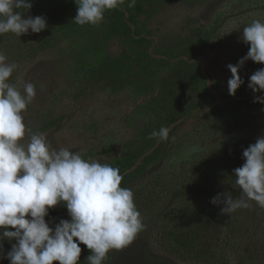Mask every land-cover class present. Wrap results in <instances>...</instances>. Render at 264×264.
Here are the masks:
<instances>
[{"label":"rangeland","instance_id":"obj_1","mask_svg":"<svg viewBox=\"0 0 264 264\" xmlns=\"http://www.w3.org/2000/svg\"><path fill=\"white\" fill-rule=\"evenodd\" d=\"M66 12L68 16L60 20L32 3L24 18L42 16L48 27L21 37L0 35V52L8 63L17 65L8 82L21 92L25 82L36 85L37 95L23 113L25 124L34 132L45 133L52 150L68 148L85 159L100 160L119 170L128 164L129 155L140 153L154 139L150 138L153 131L165 126V116L173 106L169 107L168 97H157L163 94V79L179 60L176 57L195 47L202 48L194 59L182 57L192 63L199 59L202 72L199 87L194 88L192 79V88L182 100L191 102L195 97L192 92L197 91L190 117L160 153L135 171L132 184L121 185L133 192L144 227L129 246L110 252L114 264H165L150 262L151 251L168 252L179 264H196L166 248L163 239L168 216L179 205L191 207L221 193H230L233 198L240 194L235 183L231 188L221 183L202 184L197 181L201 174L194 178L192 169L205 172L210 167L209 159L230 151V146L237 143L235 134L241 123H228L217 130L212 117L233 101L250 100L256 105L255 98L264 96V92L254 93L248 87L250 76L264 68V63H245L240 69L244 83L235 96L229 95L232 74L227 68L247 54L249 45L240 39L243 28L253 20L264 21V0H171L151 17L139 15L130 21L129 14H125L131 31L114 38L100 25L76 24L75 9ZM128 50L135 51L138 58L133 62V81L117 82L112 87L91 82L107 55H122ZM246 131L240 135L243 137ZM253 134L256 141L264 136V128H257ZM238 155L243 158L242 153ZM165 184L170 185V191ZM262 237L257 238L260 242H251L250 252L245 255L248 264H257L258 255L259 264H264V248H253L264 244V234ZM232 258L235 264L240 260Z\"/></svg>","mask_w":264,"mask_h":264},{"label":"clouds","instance_id":"obj_2","mask_svg":"<svg viewBox=\"0 0 264 264\" xmlns=\"http://www.w3.org/2000/svg\"><path fill=\"white\" fill-rule=\"evenodd\" d=\"M75 3L73 21L80 26H98L107 11L117 9L125 0ZM134 4L131 0L129 7ZM31 8V0H0V35L21 37L30 31H44L46 18H24ZM240 39L249 50L238 64L227 65L232 74L228 80L232 96L244 83L240 69L245 63H264V21L246 25ZM16 68L0 52V260L7 258L10 264H79L83 244L91 252L88 264H103L111 251L129 246L144 227L134 194L121 187L119 168L85 159L68 148L52 150L45 133L26 126L23 113L37 95L36 85L25 82L21 92L10 84ZM248 87L254 93L264 92V68L250 76ZM254 102L264 104V96H257ZM169 131L161 127L150 138L167 141ZM243 158V165L234 170L240 194L233 198L221 193L211 199L212 204L222 206L223 215L247 208L251 201L264 209V136L243 151ZM60 204L67 208L70 219H61L53 228L46 217ZM5 240L15 241L6 257Z\"/></svg>","mask_w":264,"mask_h":264},{"label":"trees","instance_id":"obj_3","mask_svg":"<svg viewBox=\"0 0 264 264\" xmlns=\"http://www.w3.org/2000/svg\"><path fill=\"white\" fill-rule=\"evenodd\" d=\"M169 1L171 0H135L134 6L129 7L131 0H125V3L117 9L107 11L104 16V21L99 25L107 28L110 33V38L121 36L125 32L128 33L131 31L125 20V14H129L130 21H134L139 15L151 17L160 11ZM31 3L42 7L45 12L54 14L60 20L64 19V16H68L66 11L69 8L77 11L78 7L75 0H32ZM202 51L201 47H195L193 50L185 51L180 57H176L179 60L173 64L172 70L163 79L164 91L157 99L160 100L159 98L166 96L171 102L169 107L173 106V109H170L165 116L166 124L164 127L169 126L182 117H190L191 109L195 106L197 91L194 90L192 92L195 97H193L191 102L187 103L182 100L187 97L188 89L192 88L190 85L192 79H195L194 88L199 87V78L202 72L199 68V59L192 63L182 57L187 55L190 59H194ZM135 53V51L128 50L122 55H107L96 73L97 76L91 82L103 83L111 87L117 84V82L122 84L130 83L133 81L132 78L135 77L133 62L138 60ZM253 104L250 100L248 102L233 101L224 105L221 111L212 117L213 126H216L217 130L233 122H240L241 126L235 134L237 143L230 146V151H223L219 157L209 159L207 164L210 167L205 172L198 173L196 167L195 170L192 169L194 178L198 174H201V178L197 181L202 184L221 183L227 186L226 188L234 187L236 179L234 170L241 167L245 162L238 154H243V151L249 145L256 142L254 141L253 131L257 128H264V104ZM179 107H181V110H178ZM178 128H175L169 134V138ZM244 130L247 131L242 137L240 133ZM157 141L158 139L154 137L143 151L140 153L137 152L133 156L129 155L128 164L123 170H120V174L132 167ZM165 142L153 154L146 157L141 166L160 153ZM135 171L123 177L121 185L126 183L132 184L136 179L134 176ZM189 180H192V177H189ZM165 185L167 187L170 186L168 184ZM168 190L170 191L171 188L169 187ZM211 199V197H208L205 201L199 202L197 205L194 204L191 207L179 205L176 210L173 209L170 211L165 232L167 235L163 239L166 243V248L171 252L174 249L182 259L191 260L196 264H235L232 257L240 259L236 264H248L245 255L250 252L251 242L254 244V241L260 242L257 238H263L264 209L260 208L254 202L249 207L242 209L244 211L243 213L239 209L235 213L223 215L221 214V207L214 206L211 203ZM148 200L150 201L151 199ZM61 207L65 206L63 204L57 205L55 211L49 212L46 220L54 214L61 212ZM61 219H70V217L66 216ZM60 220L50 226L54 228ZM12 243H15V241L3 242V253L5 257L7 252L11 250ZM80 246L82 252L79 264H88L86 258L91 252L85 245L81 244ZM254 246L253 248L259 249V251H262L264 248V244L262 245V243ZM225 249L231 251V254L226 252ZM169 254L168 252L151 251L148 255V260L152 263L154 261L165 264H179L177 261L172 260ZM254 254L258 255L257 252H254ZM258 258L259 261L257 264L261 260L259 255ZM0 264H10V261L5 258L0 260ZM54 264H59V262H54ZM103 264H114L110 253L107 259L103 261Z\"/></svg>","mask_w":264,"mask_h":264},{"label":"water","instance_id":"obj_4","mask_svg":"<svg viewBox=\"0 0 264 264\" xmlns=\"http://www.w3.org/2000/svg\"><path fill=\"white\" fill-rule=\"evenodd\" d=\"M216 104H213V106H215ZM187 118L185 117H182L176 121H174L173 123H171L169 126H167L170 131H169V134L177 127H179L180 125H183L185 122H186ZM164 143V141H160L158 140L156 142V144L151 148L149 149L146 153H144L138 160L137 162L132 166L130 167L129 169L125 170L123 173H121L122 177H125L127 174L135 171L136 169H138L143 163H144V160L146 159V157L150 156L151 154H153L156 150L159 149V147ZM66 216H69L68 215V211L65 210V211H62V212H59L53 216H51L47 221L49 223V225H52L53 223H55L56 221L60 220L61 218H64Z\"/></svg>","mask_w":264,"mask_h":264}]
</instances>
